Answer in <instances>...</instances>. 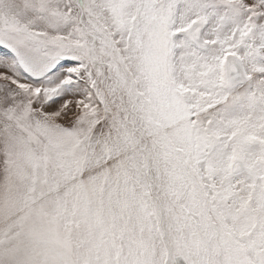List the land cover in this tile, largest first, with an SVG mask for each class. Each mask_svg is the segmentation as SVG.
<instances>
[{"label": "snow or ice", "instance_id": "6c2138e0", "mask_svg": "<svg viewBox=\"0 0 264 264\" xmlns=\"http://www.w3.org/2000/svg\"><path fill=\"white\" fill-rule=\"evenodd\" d=\"M0 264H264V0H0Z\"/></svg>", "mask_w": 264, "mask_h": 264}]
</instances>
